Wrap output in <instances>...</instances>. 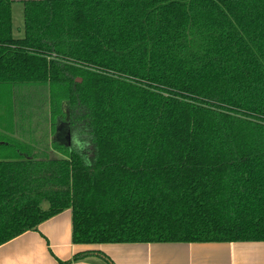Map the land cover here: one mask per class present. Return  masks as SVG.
I'll return each mask as SVG.
<instances>
[{
	"label": "trees",
	"instance_id": "16d2710c",
	"mask_svg": "<svg viewBox=\"0 0 264 264\" xmlns=\"http://www.w3.org/2000/svg\"><path fill=\"white\" fill-rule=\"evenodd\" d=\"M21 3L17 39L0 0V246L66 210L76 245L264 242V0Z\"/></svg>",
	"mask_w": 264,
	"mask_h": 264
},
{
	"label": "crops",
	"instance_id": "0c3cea01",
	"mask_svg": "<svg viewBox=\"0 0 264 264\" xmlns=\"http://www.w3.org/2000/svg\"><path fill=\"white\" fill-rule=\"evenodd\" d=\"M23 1L27 0H13L12 17L14 4ZM89 252L96 254L73 261L76 255ZM71 261V264H264V242L76 245L72 211L66 210L42 223L38 231L26 232L0 246V264Z\"/></svg>",
	"mask_w": 264,
	"mask_h": 264
},
{
	"label": "rangeland",
	"instance_id": "374dc122",
	"mask_svg": "<svg viewBox=\"0 0 264 264\" xmlns=\"http://www.w3.org/2000/svg\"><path fill=\"white\" fill-rule=\"evenodd\" d=\"M14 4L13 23H14V36L17 39H22L25 36L24 32V6L19 3ZM50 158L61 159L63 156L55 151L50 152Z\"/></svg>",
	"mask_w": 264,
	"mask_h": 264
},
{
	"label": "water",
	"instance_id": "95a60500",
	"mask_svg": "<svg viewBox=\"0 0 264 264\" xmlns=\"http://www.w3.org/2000/svg\"><path fill=\"white\" fill-rule=\"evenodd\" d=\"M79 82H81V80H79Z\"/></svg>",
	"mask_w": 264,
	"mask_h": 264
}]
</instances>
